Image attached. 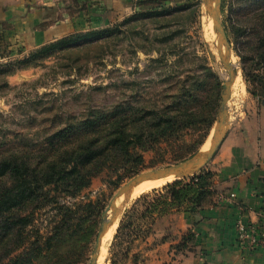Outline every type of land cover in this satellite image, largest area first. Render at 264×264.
<instances>
[{
	"label": "trees",
	"instance_id": "obj_1",
	"mask_svg": "<svg viewBox=\"0 0 264 264\" xmlns=\"http://www.w3.org/2000/svg\"><path fill=\"white\" fill-rule=\"evenodd\" d=\"M169 1L177 0H137L135 9L142 10L118 22L111 30L76 32L43 46L42 50L70 46L91 37L97 42L115 33L123 34L120 27L137 16L136 20L164 19L192 8L188 4L167 5ZM246 2L233 0L223 23L228 36L233 33L232 20L247 33L244 43L250 42V47L253 46L256 65L260 67L253 74L242 67L247 92L264 105V7L255 10ZM225 7L226 0H222V12ZM106 32L108 36L95 37ZM233 42L236 43L235 38ZM197 82L189 83L187 89L181 84L163 105L136 100L135 105L106 108L81 102L77 115L71 113L70 117L56 116L51 120V123L55 121L54 129L39 142L22 134L0 142V264H82L86 261L104 203L76 198L104 171H123V176L140 171L143 154L147 152L159 155L158 159L163 161L169 147L174 152L179 141L185 142L183 139L189 130L195 134L203 132L201 139L206 137L218 108L221 81L216 79L211 86L203 74ZM201 139L197 140L198 144L202 143ZM175 153L174 157L182 158L178 151ZM213 176L204 167L189 178L166 184V193L159 195L157 202L145 211L146 217L153 223L156 216L171 209L194 213L213 203L214 193L209 188ZM68 197L76 201L72 204L62 201ZM131 224L132 220L125 222L122 218L114 239L125 227L130 237ZM149 232L150 225L141 237ZM192 235L184 236L175 248L182 250Z\"/></svg>",
	"mask_w": 264,
	"mask_h": 264
},
{
	"label": "rangeland",
	"instance_id": "obj_2",
	"mask_svg": "<svg viewBox=\"0 0 264 264\" xmlns=\"http://www.w3.org/2000/svg\"><path fill=\"white\" fill-rule=\"evenodd\" d=\"M136 1L130 0L122 12H115L108 23L97 24L93 28L82 29L71 23L57 30L54 24L50 25V21L43 20L35 25L28 24L27 28L32 25L33 31L39 34L37 40L28 35V40L20 39L17 35L19 31L12 26L16 25L14 21L9 29L4 23L0 24V142L16 138L20 134L39 142L48 136L51 128L54 129L55 121L51 123V120L56 116L70 117L71 113L77 115L81 102L106 108L126 106L127 103L135 105L136 100L163 105L181 84L187 89L189 83L198 84L197 80L203 78V74L207 76L211 86L215 85L217 79L221 81L222 87L225 77L223 78L221 71L225 68L217 52L213 22L211 20L212 25L209 26L210 16L203 0L169 1L167 5L188 4L192 8L175 12L164 19L151 17L136 20L137 16L128 25L120 27L123 34L118 36L116 33L108 36L109 32H106L105 35L95 36H108L97 42L91 37L70 46L42 50L43 46L76 32L103 31L106 28L111 30L118 22L142 10L141 7L135 9ZM232 2L233 0H226L225 11L221 13L222 20L228 15L229 4ZM85 4L86 0H71L66 12L70 16L78 12L85 16ZM246 5L257 10L264 7V0H247ZM232 24L233 35L228 36L231 44L230 57L233 58L236 74L237 69L241 74L245 92L237 100L230 96L231 100L227 103L228 126H235L245 120L246 114L254 111L255 104H260L247 92L242 69L245 66L246 71L253 74L260 68L256 65L253 46L250 47V42L244 43L247 33L243 32V27L234 20ZM10 31H14V34ZM240 32H243L241 36ZM28 34L31 35V32ZM233 36L236 43L233 42ZM92 41L95 42L89 44ZM214 122L202 139L203 132H198V135L189 130L185 134V142L179 141L177 149L175 146L182 158L174 157L176 151H171L170 147L163 155V161L152 152L143 154L144 164L140 171L181 161L191 156L196 148L195 152L200 151L208 138L211 142ZM199 138L202 140L201 144L197 143ZM140 171L128 176H123V171H104L91 180L76 200L102 201L103 213L116 189ZM166 191L165 185L126 202L110 241L102 248V260L97 259L96 264L138 263V258L134 257L139 256L140 252L136 247L141 241V234L152 224L145 211ZM76 200L62 198L67 204ZM122 218L125 222L133 221L129 228L131 236L126 235L125 227L114 239ZM94 240L88 258L82 264H89Z\"/></svg>",
	"mask_w": 264,
	"mask_h": 264
},
{
	"label": "crops",
	"instance_id": "obj_3",
	"mask_svg": "<svg viewBox=\"0 0 264 264\" xmlns=\"http://www.w3.org/2000/svg\"><path fill=\"white\" fill-rule=\"evenodd\" d=\"M70 1L0 0V24L9 29L14 21L20 39L37 40L39 34L28 24L43 20L57 30L71 23L93 28L108 23L130 0H86L85 16L79 12L70 16L66 12ZM206 167L214 173L209 187L214 202L194 213L171 209L156 216L136 247L137 264H264V244L244 250L235 233L236 219L259 222L264 206V105L256 103L245 120L229 125ZM188 233L193 234L191 240L177 250L175 245Z\"/></svg>",
	"mask_w": 264,
	"mask_h": 264
},
{
	"label": "water",
	"instance_id": "obj_4",
	"mask_svg": "<svg viewBox=\"0 0 264 264\" xmlns=\"http://www.w3.org/2000/svg\"><path fill=\"white\" fill-rule=\"evenodd\" d=\"M203 4L213 22L216 32V47L218 49L220 60L227 72V77L223 81L220 91L219 108L213 125V134L210 145L204 153L197 151L181 161L167 164L162 167L140 171L129 178L125 183L121 184L112 195L107 207L102 213L89 264H96L103 236L107 232L109 226L119 220L122 209L116 205V201L121 195L129 192L133 186L147 180L170 175H180L179 178H184L196 174L209 163L228 132L229 123L227 103L231 96V86L236 78L235 67L230 61L231 44L221 17L222 0H203ZM108 211H110L109 215L107 214Z\"/></svg>",
	"mask_w": 264,
	"mask_h": 264
},
{
	"label": "bare ground",
	"instance_id": "obj_5",
	"mask_svg": "<svg viewBox=\"0 0 264 264\" xmlns=\"http://www.w3.org/2000/svg\"><path fill=\"white\" fill-rule=\"evenodd\" d=\"M209 20H210L209 26H211L212 22H211L210 17H209ZM214 30H215V28H214ZM217 52H218V50H217ZM232 59L233 58L230 57L231 62H233ZM221 75L223 76V78L227 77V72L225 71V69H224V71H221ZM244 86L245 85L242 81L241 74H240L239 70L237 69L235 81L231 86V99L232 98L235 100L240 99L245 92ZM209 145H210V138H208L206 140L205 144L202 146V148L199 152L204 153L208 149ZM179 177H180V175H170V176H164L161 178L144 181L138 185L133 186L129 192L121 195L120 198L116 201V205H118V207L123 209L124 205L126 204V202H128L129 199H132V198L134 199V198L140 196L141 194H143L144 192H148V191H151L154 189L161 188V187L165 186L166 184L173 182L174 180L179 179ZM107 214L109 215L110 211H108ZM116 223H117V221L109 226L107 232L105 233V235L103 236V238L101 240L100 252H99V256H98L99 261L102 260V248L104 247V245L107 242L110 241V238L112 237V235L116 229Z\"/></svg>",
	"mask_w": 264,
	"mask_h": 264
},
{
	"label": "built area",
	"instance_id": "obj_6",
	"mask_svg": "<svg viewBox=\"0 0 264 264\" xmlns=\"http://www.w3.org/2000/svg\"><path fill=\"white\" fill-rule=\"evenodd\" d=\"M233 196V194H231ZM235 233L240 248L254 250L264 244V206L259 222H244L242 217L235 221Z\"/></svg>",
	"mask_w": 264,
	"mask_h": 264
}]
</instances>
